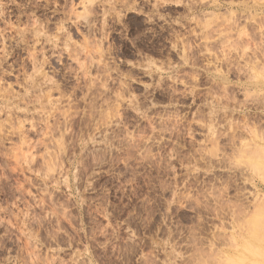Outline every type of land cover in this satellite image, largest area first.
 Here are the masks:
<instances>
[{
	"label": "rangeland",
	"instance_id": "obj_1",
	"mask_svg": "<svg viewBox=\"0 0 264 264\" xmlns=\"http://www.w3.org/2000/svg\"><path fill=\"white\" fill-rule=\"evenodd\" d=\"M264 259V0H0V264Z\"/></svg>",
	"mask_w": 264,
	"mask_h": 264
},
{
	"label": "bare ground",
	"instance_id": "obj_2",
	"mask_svg": "<svg viewBox=\"0 0 264 264\" xmlns=\"http://www.w3.org/2000/svg\"><path fill=\"white\" fill-rule=\"evenodd\" d=\"M247 260V251L244 250L241 255L239 254H235L234 257L232 259H230V264H240L241 262H239L240 260L243 262L244 259Z\"/></svg>",
	"mask_w": 264,
	"mask_h": 264
},
{
	"label": "snow or ice",
	"instance_id": "obj_3",
	"mask_svg": "<svg viewBox=\"0 0 264 264\" xmlns=\"http://www.w3.org/2000/svg\"><path fill=\"white\" fill-rule=\"evenodd\" d=\"M260 264H264V259L261 260Z\"/></svg>",
	"mask_w": 264,
	"mask_h": 264
}]
</instances>
